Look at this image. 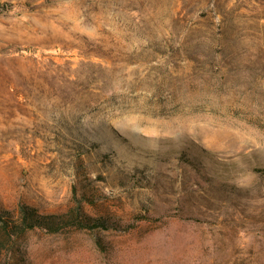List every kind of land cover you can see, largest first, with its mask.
Listing matches in <instances>:
<instances>
[{"label":"rangeland","instance_id":"1","mask_svg":"<svg viewBox=\"0 0 264 264\" xmlns=\"http://www.w3.org/2000/svg\"><path fill=\"white\" fill-rule=\"evenodd\" d=\"M22 204L107 225L0 264H264V0H0V210Z\"/></svg>","mask_w":264,"mask_h":264},{"label":"trees","instance_id":"2","mask_svg":"<svg viewBox=\"0 0 264 264\" xmlns=\"http://www.w3.org/2000/svg\"><path fill=\"white\" fill-rule=\"evenodd\" d=\"M3 209V208H2ZM0 254L8 251L10 243L28 230L41 228L48 233H57L68 228L92 229L106 226L103 217H90L81 206L71 208L63 214L40 213L36 208L21 205L17 214L0 210Z\"/></svg>","mask_w":264,"mask_h":264}]
</instances>
